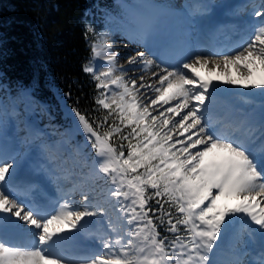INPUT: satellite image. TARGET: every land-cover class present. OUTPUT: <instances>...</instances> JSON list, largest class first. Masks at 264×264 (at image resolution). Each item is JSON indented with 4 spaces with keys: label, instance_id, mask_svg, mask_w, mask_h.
<instances>
[{
    "label": "snow or ice",
    "instance_id": "snow-or-ice-1",
    "mask_svg": "<svg viewBox=\"0 0 264 264\" xmlns=\"http://www.w3.org/2000/svg\"><path fill=\"white\" fill-rule=\"evenodd\" d=\"M121 7L119 19L106 18L121 28L106 24L97 32L86 24L84 32L91 56L83 71L96 82L95 110L106 114L90 119L73 107L76 128L68 139L36 145L47 161L39 170L58 188L60 182L71 188L54 206L20 201L27 193L13 186L15 157L0 154V264H264V0L259 7L253 0L250 15L261 19L247 24L241 41L216 47L197 39L160 72L152 71L156 62L144 51L128 58L138 67L117 66L111 35L121 31L155 55L154 46L167 35L164 11L151 2ZM212 9L205 2L188 6V23L209 17ZM128 71L151 73V82ZM225 93L255 106L214 119L209 112ZM8 99L10 111L0 102L4 134L20 105L27 112L35 103L27 88ZM79 134L84 144L75 148L73 170L57 166L61 143ZM40 138L37 131L30 142ZM89 144L95 153L89 173L72 182L75 167H89ZM97 180L109 186L105 203L118 213L115 221L90 198ZM77 193L81 201L73 199ZM92 217L107 218V230L85 233L98 223ZM82 234L97 246L81 247ZM229 236L228 256L218 259ZM257 239L260 247L253 250L249 245Z\"/></svg>",
    "mask_w": 264,
    "mask_h": 264
},
{
    "label": "trees",
    "instance_id": "trees-1",
    "mask_svg": "<svg viewBox=\"0 0 264 264\" xmlns=\"http://www.w3.org/2000/svg\"><path fill=\"white\" fill-rule=\"evenodd\" d=\"M122 12L116 0H0V79L16 95L19 83L50 103L56 127L74 124L73 107L90 119L106 114L95 110L96 82L83 71L91 56L85 25L100 32Z\"/></svg>",
    "mask_w": 264,
    "mask_h": 264
},
{
    "label": "bare ground",
    "instance_id": "bare-ground-1",
    "mask_svg": "<svg viewBox=\"0 0 264 264\" xmlns=\"http://www.w3.org/2000/svg\"><path fill=\"white\" fill-rule=\"evenodd\" d=\"M170 2V6H176L175 8H182L184 6L192 5L193 0H167ZM184 1V2H183ZM145 2H148L145 0ZM199 2L211 3L213 5L212 12L209 17L201 18L196 17V23L192 25L188 31H181L180 33L174 28L175 25H170L165 22V32L167 33L165 39L162 42L157 43L153 51H155V55H151L148 51L144 49L145 55L149 58L153 59L156 62V65L153 66V72H160L162 68L168 67L171 69L175 65V61L178 58L179 54L183 51V47L188 43H195L197 41V37L202 34L204 31L209 30V25L211 22L215 21V25H219L221 28L216 32L215 38L227 39V42H230L229 38L225 37V32L231 30L235 27L247 26V24L252 20H259L261 18L253 17L251 15L246 16V14L238 11L242 6L246 4H250L249 9H252L251 4L253 0H200ZM255 4L257 0H254ZM176 15L181 19L180 23L184 22L183 13L176 12ZM173 16V15H172ZM179 23V24H180ZM183 24V23H182ZM198 27H201L200 29ZM208 36H212L211 32H208ZM211 41L213 43L215 39ZM203 43H209L206 38ZM119 49H114L115 52L118 53L117 61H120L118 66H122L123 68H133L138 66H133L128 64V58L134 56L136 54V49L138 45L136 44H124L119 42L116 44ZM171 49L177 54H170L168 50ZM143 50V49H142ZM141 50V51H142ZM135 51V52H134ZM149 53V55L147 54ZM129 54V55H128ZM126 55V58L123 56ZM182 62H189L188 59H184ZM100 64V61L97 62ZM132 76H136L138 78L140 75H144L140 71H136L133 73L130 71ZM233 75H235L233 71ZM148 77V74L146 75ZM145 76V80L147 81V77ZM138 82H141L137 79ZM222 88H231V86L221 85ZM235 91L244 92L247 90L244 89H236ZM260 101L257 98L256 104H259ZM255 105H244L243 101L240 97L235 95H229L227 93L220 94L216 103L213 105L212 109L209 112V115L214 119L218 117H223L225 119L230 118L231 116H238L239 110H250ZM224 115V116H222ZM38 122H30L28 121V135L25 138H19L16 136L15 138H9L6 134H0V154H2L5 158L15 157V178L13 180V186L20 184V186L27 187L26 195L22 197H18L20 201H28L32 202L34 194L37 196L44 195V191L47 187H52L57 190L61 195H63L64 191H67L66 188L69 189V185L63 186L62 189L58 188V184L54 182L53 179H50L45 172L39 170L41 164H45V158L38 152L36 145L40 143H44L43 129L38 126ZM34 135L35 132H39L41 134V138L38 141L30 142L31 135ZM8 133V132H7ZM4 135V136H3ZM63 150L66 149V144L63 143L61 145ZM19 177V179L17 178ZM35 185V187H32ZM57 186V187H56ZM30 189V190H29ZM23 193V192H22ZM23 224V222H21ZM93 224L89 225V227L85 230V233L90 232L93 228ZM96 231H100L96 229ZM87 236L86 234H82L80 246L84 248H95V244H87ZM230 242V236L227 238L225 244L223 245V249L220 255L217 257L218 259L224 260L228 256V246ZM252 249L256 250L260 247L259 244H251Z\"/></svg>",
    "mask_w": 264,
    "mask_h": 264
},
{
    "label": "rangeland",
    "instance_id": "rangeland-1",
    "mask_svg": "<svg viewBox=\"0 0 264 264\" xmlns=\"http://www.w3.org/2000/svg\"><path fill=\"white\" fill-rule=\"evenodd\" d=\"M117 1L120 4H122V5H134L133 2H136L138 4H141V3L145 2V0H117ZM147 1L151 2L153 4H156V5H160L162 10L165 13V15L162 17L163 20L165 22L167 21L166 23H169L170 25H175L174 28L179 33L181 31L186 32L192 27L188 23V20H187L186 16L182 12V9L181 8H175L176 6L175 7L174 6L173 7L170 6V2L169 1H167V0H147ZM259 1L260 0H257V2H256V5L258 4L257 7H259V3H260ZM178 11L183 13V19H182L184 21V22H182L183 24L180 23L181 19L176 15V12L178 13ZM106 24H108V27L111 28V29L121 28V25H119L116 21H113L112 23H108V21L106 20ZM111 41L113 42V50L114 49H119V47L116 46V44L119 43V42H122V43H124L126 45L127 44H133L127 39V37L125 35L121 34V31L113 32V34L111 35ZM141 50L144 51L143 46H138L135 51L138 52V51H141ZM147 54L149 55V53H147ZM123 58H126V55H124ZM119 62L120 61H117V66H118ZM124 69H129V68H124ZM147 74H148V77L146 76ZM147 74H145V76L147 77V81L151 82L149 80V77L151 76V73H147ZM128 76L132 77V78H136V76H132L130 71H128ZM152 79L154 80L155 77H153ZM139 83L140 82H138V80H137V84H139ZM1 90L2 89L0 87V102H2L3 105L6 106L8 108V110L10 111L12 103L8 99V96L11 95L13 98H15L14 97L15 95L12 92H9V91H6V92L3 93V92H1ZM3 90H4V88H3ZM19 111H20V116L18 118H16V120L13 121V123H12V125H15L17 127V135L19 136V138H24V135L27 133L26 130H25V127H27V121H30V122H35L36 121V122L40 123V127L43 128V131H45L44 143L45 144H49V145H55L58 142H62L64 140H67L68 139V135L73 133L75 131V128H76V125H75V127L71 128V129L68 128V129L63 131V130H60L59 128H56L55 126L48 127L47 118L50 119L51 110L49 109V107L45 103H42L41 107H37L35 104H33L32 105V110L27 111V112L24 111V105L21 104L20 107H19ZM0 134H2V133H0ZM79 135H83V134H79ZM62 144L63 143H61V145ZM77 144L83 145L84 142H82L81 140H78V135H75L72 138L71 142L66 144V149L67 150L64 149L65 152L62 153L63 148H61V146H60V159H58L56 161L57 166L63 167V168H67L69 170H73L74 166H73L72 156L74 154V151H75V148H76ZM84 151H85L86 154H90V152L94 153L91 150L90 144L87 146L86 149H84ZM61 155H64V157L61 158ZM92 159H95V153H94V156H93ZM92 159L89 160V162H88L89 167H86V168L84 167L83 169H81L80 167H75V169H74L75 174L70 177V181H72V182L80 181L82 179L81 172L83 173V175L86 176L89 173ZM61 162H63V165H62ZM60 183L63 186L69 185L68 186L69 188H71V186H72L71 182H60ZM104 183H105V181L103 180V183H102V181L99 182V186L94 185V192L90 196V198H92L94 196L95 200L97 202H99L100 204L105 202V198H106V194H107V188L109 187L106 184L107 185L106 186V191L104 192L102 190V184H104ZM66 189L68 190V188H66ZM85 190H87V189H85ZM73 199H75L76 201H81V196L79 195V193H77L73 197ZM77 206H79V205H77ZM105 211L108 213V217H110L113 221L116 220V216H117L118 213L116 212L115 209H113L112 207H106ZM89 219L94 220V221H98V223H95L93 225L96 226V228L99 229L100 231L107 230V227H108L107 218L92 217V218H89ZM226 240L227 239H225L224 242H226ZM88 243L95 244L97 246L98 241H94L93 239L89 238L88 239Z\"/></svg>",
    "mask_w": 264,
    "mask_h": 264
}]
</instances>
